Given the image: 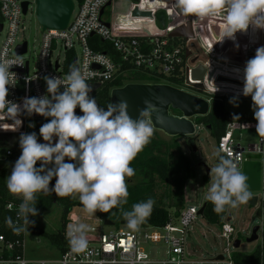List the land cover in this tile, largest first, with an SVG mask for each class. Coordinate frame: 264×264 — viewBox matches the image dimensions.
Wrapping results in <instances>:
<instances>
[{
    "label": "clouds",
    "instance_id": "1",
    "mask_svg": "<svg viewBox=\"0 0 264 264\" xmlns=\"http://www.w3.org/2000/svg\"><path fill=\"white\" fill-rule=\"evenodd\" d=\"M175 2L186 16L203 19L223 15L225 24L219 41L226 38L235 41L237 32H247L250 27L253 31L264 30V0ZM14 65L23 66L24 63L19 58L0 59V119L13 121L12 131L22 125L19 118L22 114H38L51 119L39 129L45 143L38 142L35 132L21 133L19 137L21 155L6 179V186L22 202L18 206L17 222L7 217L6 224L14 233L28 230L26 226L34 224L29 217L38 215L37 194L54 192L58 197L77 194L90 215L119 207L128 228L138 230L151 214L155 201L149 198L133 204L130 211H123L122 206L128 202L127 178L135 175L131 163L154 136L150 117L157 110L156 105L145 100L146 107L140 110L137 119L128 114L125 100L102 108L90 95L93 88L87 81L93 73L76 66L69 67L66 77L45 76L48 94L25 97L20 105L7 99L9 86H15L17 81L16 74L10 71ZM243 73V95L251 96L256 133L264 138V46L256 49ZM230 103L235 104L236 98ZM77 107L83 115L76 114ZM238 119L239 116H233V120ZM0 129H3L2 125ZM211 173L212 182L206 199L214 205V212L223 213L227 208H236L252 199L248 177L232 158L219 155ZM53 178L55 184L50 188ZM87 230L88 225L83 223L73 228L71 244L77 250L87 247L84 235Z\"/></svg>",
    "mask_w": 264,
    "mask_h": 264
},
{
    "label": "built area",
    "instance_id": "2",
    "mask_svg": "<svg viewBox=\"0 0 264 264\" xmlns=\"http://www.w3.org/2000/svg\"><path fill=\"white\" fill-rule=\"evenodd\" d=\"M23 2L28 1L0 0L2 26L0 33L3 31L6 33L0 47V59L19 58L24 63L23 66L14 65L10 69L16 74L17 79L15 86H9L7 99L10 101L22 105L25 97L44 96L42 86L44 77H66L70 66L92 72V78L87 81L91 87L123 81V78L132 72L183 78V85L188 87L185 84L186 68L189 69V82L194 83L190 80V71L195 66L187 64L190 54L187 36L179 38L182 42L174 46L169 42V38H173L169 36L175 30L173 26H166L163 31L121 33L117 31V27L123 29L125 26L115 22L111 25L109 18L105 16L106 9L111 6L112 0H83L81 4L74 2L71 18L65 29L42 31L37 52L34 53V62L27 58L30 52L29 45L20 36L23 30L21 18L30 8L28 2L26 14L23 15L21 6ZM203 28L199 23L194 37L204 38L203 44L210 48V51H215L217 43H210L208 46L205 39L209 37V33H205L204 37L200 36ZM97 40L109 45L111 52L96 50L93 41ZM23 43H26V51L24 54L17 55L16 48ZM32 50L36 51V47L33 46ZM217 74L218 72H214L213 77H217ZM205 80L201 84L208 83ZM213 83L216 86L221 85L216 83V80ZM208 87L204 86L203 94L224 95V88L216 87L218 91H207ZM207 100L210 102V99ZM23 115L22 125L16 131H12L13 121L7 118L0 119V125L3 126V129H0V147L4 148V158L0 161L12 159L17 152L13 148L5 147L2 138L5 135L25 133L30 116ZM256 123L257 121L229 123L217 141L218 154L235 160L239 169L246 160V154L263 155L264 138L259 136L256 142L248 143L246 146H242L235 138L236 132H256ZM15 144L19 146V141ZM21 202L20 197L8 191L5 183V194H0V264H236L233 259L234 254L229 253L227 249H225L226 256L217 255L208 259L196 258L188 251L186 240L190 236V226L197 218H203V215H198L201 207L186 208L185 206L178 212L177 217L170 216L169 221L163 226L144 225L151 232L142 236L120 227H115V230L108 233L95 235L90 233L92 229L88 227L84 234L87 240V247L84 250H77L71 244L73 228L78 224L76 220L68 217L65 229L66 243L62 250L57 248L58 257L51 260H30L25 256L24 251V234L27 230L14 233L5 222L7 217H11L14 223L17 222L18 206ZM227 216L220 225L221 236L231 240L234 230L228 223L231 220H226ZM99 219L104 225V219ZM26 227L28 229V226ZM150 244L164 248V253L151 255L150 251H146V247ZM259 264H264L262 251Z\"/></svg>",
    "mask_w": 264,
    "mask_h": 264
},
{
    "label": "rangeland",
    "instance_id": "3",
    "mask_svg": "<svg viewBox=\"0 0 264 264\" xmlns=\"http://www.w3.org/2000/svg\"><path fill=\"white\" fill-rule=\"evenodd\" d=\"M27 1L30 3V8L28 13L21 18V28H23V30L20 33V36L22 39L27 41L29 45L30 52L27 55V58H30L35 62L33 57L34 53L37 52V46L41 40L42 30L36 20L33 0ZM73 1L76 3V0ZM105 16L109 18L111 25H113L114 22L124 26L131 25L135 28V31H142L143 33L158 31L164 26H173L175 29H177L180 26H186L189 21H196L195 27H197L199 23H201V25L205 24L203 23V19L199 17L193 15H184L177 7L175 0H112L111 6L107 7L106 9ZM222 16L223 15L208 17L206 26L202 31H200L201 37H204L205 33H209V37L205 38L208 42V46L210 43H217L215 45L217 46V53L219 50H223L222 41H220V44L219 40H216V38L220 36V18ZM160 19L163 21L159 22ZM165 22L166 25H162ZM135 33L136 32L130 34ZM5 37V31L1 32L0 47ZM246 39L250 41L249 48L251 50L249 54H247L245 52L246 50L244 49H238L236 52L226 51L221 55H216L215 52L212 55V58L222 62L223 65L226 63V67L228 69H233L234 71L238 70L237 73L242 75L246 62L255 56L256 49L258 47L264 46V30L257 29L253 31L250 27L247 32L236 33L235 41L238 40L237 43L239 42L240 44H243L242 40L245 41ZM33 46L36 47V51L32 50ZM192 52V56L187 60V64L189 66H195L199 63H202V59L205 58L203 55L204 53L198 50L197 46L192 48ZM216 79L217 77H208L206 79L208 83L205 82L202 84V86H209L207 91H216V87H220V85L216 86L213 83V81ZM42 86L44 95H47V85L44 79L42 81ZM180 88L200 97L207 98V96L195 89L185 86ZM223 88L228 91H233V94H239L240 92L243 93V85L224 83ZM232 99L233 98L225 97L223 100L225 111L255 120L252 108V99L237 97L235 104L230 103V100ZM159 136L167 142L170 140V138L164 136L163 134ZM193 137L195 139V146L197 149L196 152H193L192 148L189 146L187 142L188 138L176 137L183 154L189 159L193 171V178L186 182L184 189V206L186 208H199L206 201H208L206 197L212 182L211 169L217 164L216 159L219 156L217 141L210 136L209 132L205 128L198 127ZM235 138L242 146H246L248 143L256 142L259 136L254 131H241L236 132ZM40 143L45 142L42 139ZM17 153L20 155L21 149H19ZM1 158H4V148L2 147H0V159ZM15 162V157L12 159H6L5 161H0V171L5 172L6 179L10 175ZM262 177V191L259 195L257 208H253L248 204H241L236 208H227V215H231V221L228 223L234 230L231 240L222 238L220 226L208 224L202 217L197 218V220L190 226V236L186 240V246L188 251L194 257L208 259L217 255L226 256L225 249H227L231 254H250L259 249L262 251L264 260V167ZM137 181L138 179L134 178L129 184L136 183ZM163 187L164 186L159 184V186L155 189L157 195L162 194L164 190ZM74 199L80 205L72 210L69 217L71 220H76L77 224L83 223L88 225V227L92 229L90 233L95 235L100 233H108L112 230H115V227L136 232L140 234V236L151 232V230L147 229L148 227L144 226L143 222L139 225L138 230L136 231L129 229L128 226H121L115 222L114 226H104L96 214L90 215L85 211L77 194H74ZM163 202L166 203L167 199L164 198ZM258 210H260L259 213ZM169 211L170 213H173L172 209ZM60 217L61 206L56 203L49 210L38 211V215L30 216L29 219L34 221V224L31 225L32 227L38 228L40 231L46 234H55L60 230ZM254 227H259L257 232L258 238L257 240L248 243L246 240L250 237ZM236 240L240 242V246L238 248H234L232 245ZM24 251L25 256L30 260H51L57 258L59 255L58 249L52 245L45 236L31 230H27L24 234ZM146 251H150L151 255H157L163 254L164 248L150 244L146 247Z\"/></svg>",
    "mask_w": 264,
    "mask_h": 264
},
{
    "label": "trees",
    "instance_id": "4",
    "mask_svg": "<svg viewBox=\"0 0 264 264\" xmlns=\"http://www.w3.org/2000/svg\"><path fill=\"white\" fill-rule=\"evenodd\" d=\"M83 0H76L77 4H81ZM1 21V19H0ZM163 20H159L162 22ZM162 25H166V22ZM165 27V26H164ZM163 27V28H164ZM95 42V49L109 53L111 49L105 42ZM170 44L177 46L181 43L179 38H169ZM123 81H116L112 83H105L101 86H94L91 96L96 98L97 104L107 109L109 106V92L112 88L121 87L127 83H165L175 88H179L183 85V78H177L173 76L154 75L151 76L146 73L132 72L123 78ZM196 90V89H195ZM199 91V90H197ZM201 92V91H199ZM202 93V92H201ZM205 95V94H204ZM206 99H210L209 113L204 117H197L194 119V123L198 127L208 128V132L211 137L216 141L223 135L226 126L231 122H251L253 119L244 117L242 115L229 113L224 110L223 100L225 96L220 95H205ZM77 115H83L79 107L75 110ZM239 116L238 120H233V116ZM51 118L46 119H30L26 124L25 133L35 132L38 137V142L43 138L39 135V129L44 124L49 122ZM34 127H29V125ZM162 135L159 132L154 133L151 138V142L140 152L135 160L131 163V167L135 169V175L127 178L128 184V202L123 205V211H130L133 204L146 201L152 198L155 201L151 214L146 217L143 224L151 227H160L165 225L170 216L175 218L178 216V212L184 206V189L186 182L193 178V171L189 159L183 154L179 142L176 138H170L166 140L160 138ZM21 155V154H20ZM16 152L14 157L15 161L19 158ZM66 162H69L66 158ZM218 158L216 159V163ZM40 163H37V167ZM51 167V165H49ZM137 178L136 183L129 184L130 181ZM6 175L4 171H0V194H5ZM55 184V178L50 182V188ZM161 184L164 186L162 194L157 195L155 189ZM166 198L167 202L164 203L163 199ZM61 206L60 217V230L55 234H46L40 231L38 228L28 225V229L45 236L49 242L59 250H62L65 243V229L68 223V217L72 210L80 205L74 199V195L67 197H58L54 192L48 194L38 193L36 208L38 211L49 210L54 204ZM214 205L210 201H206V205L203 211V219L211 225L220 226L227 216V209L223 213H216L213 211ZM173 210L170 213L169 210ZM260 210H258L259 213ZM96 216L102 219H109L116 224H119V220L123 217L121 208H113L107 213L100 211L96 212ZM261 251L255 250L250 254L234 253L233 259L236 264H259Z\"/></svg>",
    "mask_w": 264,
    "mask_h": 264
},
{
    "label": "water",
    "instance_id": "5",
    "mask_svg": "<svg viewBox=\"0 0 264 264\" xmlns=\"http://www.w3.org/2000/svg\"><path fill=\"white\" fill-rule=\"evenodd\" d=\"M36 20L41 30H62L65 29L74 9L73 0H33ZM109 5V4H108ZM22 14L27 11L28 2H23ZM191 25L180 26L169 34L173 38H184L186 32L191 36ZM186 28V29H185ZM2 26L0 24V31ZM186 30V32H185ZM26 51V43L16 48V54L21 55ZM57 68V66H56ZM188 71L185 69V84L192 88L204 92L202 82L206 77L211 78L214 72L206 73V69L198 64L190 71V80H188ZM217 83H237L232 79L217 77ZM220 96L222 94H219ZM225 96V95H222ZM226 98H234V96L226 95ZM251 99V96H246ZM125 100L128 104V114L133 118L139 117L140 110L146 107L145 100L151 101L156 105L157 110L151 114V119L156 132L162 133L168 138L183 137L188 138V144L193 152H196L194 135L196 133V125L194 119L204 117L209 113L210 102L198 95L175 88L165 83H127L121 87L112 88L109 92V105ZM21 119L23 121L24 115ZM30 119H46L38 114H33ZM209 128V127H208ZM208 128H205L208 131ZM20 135H5L4 146L19 150V146L15 143L19 141ZM262 155L246 154L245 161L242 163L240 170L248 177V185L252 192V199L247 203L253 208L258 207L259 195L262 191ZM208 172V171H207ZM206 202L201 206L198 215H203ZM227 221L231 220V215L227 216ZM105 226H113L114 222L105 218L103 220ZM119 225L127 226L124 218L119 220ZM259 227L252 229L250 237L246 242L251 243L257 240V232ZM234 248L240 246L239 241H234Z\"/></svg>",
    "mask_w": 264,
    "mask_h": 264
},
{
    "label": "crops",
    "instance_id": "6",
    "mask_svg": "<svg viewBox=\"0 0 264 264\" xmlns=\"http://www.w3.org/2000/svg\"><path fill=\"white\" fill-rule=\"evenodd\" d=\"M207 19H208V17L207 18H203V23H205L204 25H201V23H200V25L201 26H203V27H205L206 26V22H207ZM201 20V19H200ZM195 22L196 21H194V23H193V21H189V23H190V25H191V36H189L188 34H187V32H186V30H185V32H186V36H187V39H188V48H189V58H191V56H192V48H194L195 46H197L198 47V50H200V51H202L204 54V59H202V63H199V64H201L205 69H206V72H218V74H217V77H223V78H228V79H234V81H238V82H241V84H239V85H244V79H243V73H242V75H239L238 73H237V71L235 70H233V69H228L227 67H226V63H224L225 65H223V63L222 62H220V61H218V60H215V59H213L212 58V55L216 52V47L214 48V50L215 51H210V48H207L204 44H203V41H204V38H199V37H194V35H195V32H196V25H195ZM199 23V22H198ZM115 24H117L116 22H115ZM224 24H225V21H224V18H223V16L220 18V32H219V34H220V36L219 37H217L216 38V40L218 41V40H220V38H221V33H222V29H223V27H224ZM123 26V25H122ZM166 27V26H165ZM165 27L164 28H161V29H159V31H163L164 29H165ZM186 29V28H185ZM117 31H119V32H121V33H123V32H126V33H131V32H138V31H135V28L134 27H132L131 25H128L127 27L125 26L123 29L122 28H119V27H117ZM238 41V40H237ZM237 41H233V40H231V39H224L223 41H222V48H223V50H219L218 51V53L216 52V55H221V54H223L224 52H226V51H230V52H236L238 49L240 50H242V49H244V50H246L245 52L247 53V54H249L250 53V48H249V46H250V41H248V39H246L245 41H243L242 40V43L243 44H240L239 42L237 43ZM219 43L221 44V42L219 41ZM219 47V46H218ZM217 50H218V48H217ZM211 53V54H210ZM188 58V59H189ZM216 61V62H215ZM198 65V64H197ZM197 65H195V67L197 66ZM226 67V68H225ZM225 68V69H224ZM226 69H228V70H226ZM223 71H226V72H223ZM221 73V74H220ZM225 73V74H224ZM239 76H241V77H239ZM213 77V76H212ZM217 83V82H216ZM219 84H222V85H220V87L221 88H223V84L224 83H219ZM227 84V83H226ZM235 84H237V83H235ZM204 88V87H203ZM204 90H205V88H204ZM224 95L226 96V95H231V96H234V98H237V97H244V98H246V96H244L243 95V93L242 92H240L239 94H233V91H228V90H225V88H224ZM248 99V98H247ZM248 118V117H247ZM251 119V118H250ZM256 121V120H255ZM263 150H264V144H263ZM263 157H264V153H263V155H262ZM263 167H264V160H263V158H262V173H263ZM262 182H263V177H262ZM263 184V183H262Z\"/></svg>",
    "mask_w": 264,
    "mask_h": 264
},
{
    "label": "flooded vegetation",
    "instance_id": "7",
    "mask_svg": "<svg viewBox=\"0 0 264 264\" xmlns=\"http://www.w3.org/2000/svg\"><path fill=\"white\" fill-rule=\"evenodd\" d=\"M2 141L5 142V138H2Z\"/></svg>",
    "mask_w": 264,
    "mask_h": 264
}]
</instances>
